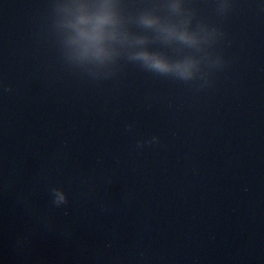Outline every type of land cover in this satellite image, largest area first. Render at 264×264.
Instances as JSON below:
<instances>
[{"label": "water", "instance_id": "water-1", "mask_svg": "<svg viewBox=\"0 0 264 264\" xmlns=\"http://www.w3.org/2000/svg\"><path fill=\"white\" fill-rule=\"evenodd\" d=\"M0 264H264V0H0Z\"/></svg>", "mask_w": 264, "mask_h": 264}]
</instances>
